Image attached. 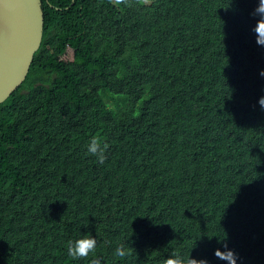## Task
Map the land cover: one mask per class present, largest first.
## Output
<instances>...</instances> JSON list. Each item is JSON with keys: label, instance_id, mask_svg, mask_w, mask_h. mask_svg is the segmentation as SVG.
<instances>
[{"label": "trees", "instance_id": "obj_1", "mask_svg": "<svg viewBox=\"0 0 264 264\" xmlns=\"http://www.w3.org/2000/svg\"><path fill=\"white\" fill-rule=\"evenodd\" d=\"M41 2L40 48L0 105V264H89L65 255L89 234L102 264H225L223 243L264 264L257 0Z\"/></svg>", "mask_w": 264, "mask_h": 264}, {"label": "water", "instance_id": "obj_2", "mask_svg": "<svg viewBox=\"0 0 264 264\" xmlns=\"http://www.w3.org/2000/svg\"><path fill=\"white\" fill-rule=\"evenodd\" d=\"M43 24L41 0H0V105L25 80Z\"/></svg>", "mask_w": 264, "mask_h": 264}, {"label": "clouds", "instance_id": "obj_3", "mask_svg": "<svg viewBox=\"0 0 264 264\" xmlns=\"http://www.w3.org/2000/svg\"><path fill=\"white\" fill-rule=\"evenodd\" d=\"M124 2V0H122ZM255 18V24L251 31L254 33L255 44L264 47V0H257L254 8L249 13ZM258 75L264 77V68L258 69ZM264 92V89H262ZM256 103L261 110H264V94L257 97ZM106 142H102L96 137H92L87 145V152L94 155L98 163L103 164L106 159V150L108 148ZM226 241V233L223 239L217 240V243ZM221 248L223 250H221ZM97 240L92 234L81 236L78 239L72 240L68 244L66 257L73 259L82 258L89 264H102L103 257L96 254ZM125 247L122 244L117 245L114 250V255L117 257L125 256ZM213 255L225 264H237L239 259L238 254L228 247L227 243L221 244V247L213 250ZM162 264H209L207 258L201 257L199 259L190 257V254H183L182 252L172 251L164 257Z\"/></svg>", "mask_w": 264, "mask_h": 264}]
</instances>
